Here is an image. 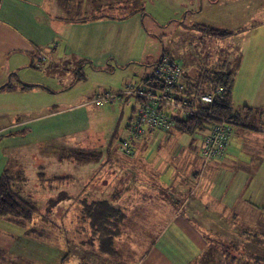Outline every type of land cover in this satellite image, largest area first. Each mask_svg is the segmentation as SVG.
Wrapping results in <instances>:
<instances>
[{"label":"rangeland","instance_id":"374dc122","mask_svg":"<svg viewBox=\"0 0 264 264\" xmlns=\"http://www.w3.org/2000/svg\"><path fill=\"white\" fill-rule=\"evenodd\" d=\"M107 2L110 4L101 12L117 21L107 25V42L102 50L87 57L75 56L56 73L30 68L21 76L26 83L35 84L34 87L12 89L0 96V176L7 167L15 174H24L25 181L17 182L16 186L43 213L30 222L0 215V264H87L94 258L100 243L91 247L90 242H85L89 237L93 240L94 235L89 232L92 229L89 220L85 219L90 207L76 203L75 209L67 208L66 202V206H57L51 215L55 204L50 196L59 197L67 191L65 167L70 153L60 150L53 157L41 159L35 148L51 143L45 141L54 133L69 131L67 144H50L46 148L72 149L75 143L71 140L76 137L79 142L72 152L81 150L79 147L103 152L109 147L115 149L137 106L132 95L118 94L151 76L164 51L179 58L189 54L190 61L186 63L191 70L205 62H219L221 56L236 61L233 111L250 106L255 116L249 119L248 126L264 127V113L262 117L258 115L264 111V0ZM198 25L236 33L225 39L215 38L198 29ZM106 53L111 54L106 56ZM19 56H12L17 57V66L24 62V57L19 59ZM13 82L21 85L17 79ZM107 95L113 98L98 101ZM244 120L246 117L241 125H246ZM241 125H234V129L241 131ZM206 133L207 130L194 135L173 131L169 144L162 141L147 144L142 151L150 161L170 145L174 155L191 152L195 157L191 160L193 166L182 168L175 163L179 158L172 159L175 164L171 168H174L167 174L144 175L148 180L145 189L138 190L129 184L131 191L119 190L124 198L120 210L129 215L130 221L134 219V223L124 219L116 241L118 249L106 255L107 250L100 247L107 260L101 259L99 263L96 259L95 264H264V199L256 198V191H246L250 206L246 197L238 198V204L232 205L231 200L225 205V201L216 197L220 194H214V188L209 190V176L204 183L202 179L195 182L196 187L201 183L199 189L185 178L189 167L195 172L205 167L206 174H211L213 163H205L201 155V141ZM150 137L154 135H147L145 141L150 142ZM235 145L236 142L232 146ZM73 162L82 165L76 159ZM175 169L183 175L185 183H174ZM55 174L60 178L58 185ZM260 187L264 188V175ZM208 192L218 200L209 198L207 206L198 208L199 213L191 212L200 203L198 197ZM91 194L97 198L95 191ZM81 195L80 192L78 196ZM187 196L190 197L186 199ZM96 204L99 210L105 207L98 201ZM139 210L143 212L139 217H131ZM179 211L173 221V215ZM87 247L95 252L94 256L86 251Z\"/></svg>","mask_w":264,"mask_h":264},{"label":"crops","instance_id":"0c3cea01","mask_svg":"<svg viewBox=\"0 0 264 264\" xmlns=\"http://www.w3.org/2000/svg\"><path fill=\"white\" fill-rule=\"evenodd\" d=\"M108 4L110 3L107 0H0V96L12 91V88L6 87L8 83L14 84L13 89H16L15 91L29 89L25 84L30 83H26L21 76V73H25V71L39 69L45 72L51 70L56 73L57 70H60L58 68L65 67L64 65L68 63L69 59L75 56L87 57L98 50H102L107 42L105 32L107 25L117 21L106 16H100L104 14L101 11ZM96 15L99 17H96ZM91 16L95 17L91 18ZM97 44H103V46L100 47ZM15 54L20 55L19 59L24 57V62L18 66L16 65L18 62L17 57L12 58ZM108 54L111 53H106V56ZM47 62H51V64L47 65ZM12 63L14 64L13 67ZM13 79L19 80L21 85L17 84L18 86H16ZM251 125L249 127L241 125V131L234 129L233 135L235 137L232 135L226 158L221 162H212L211 174H206L205 167L197 172L192 171L190 167L193 166L191 160L195 158L193 154L189 151H185L184 154L176 151V156L173 154L175 151L171 149L170 145H168L169 148L162 150L160 155H153L154 161L146 158L145 151L142 150H146L148 143L156 144L157 141H162V143L168 142L167 144H169L173 138L172 133L148 134L149 136L154 135V137L149 138L150 142L145 141L147 135L140 139L133 155L126 156L115 153L109 157L112 160L106 161L107 163L96 161L88 164L81 163L82 165L77 166L73 162L74 159L67 158L68 162L65 167V179L67 178L68 181L66 196H62L61 199L58 196H50L53 197L52 201L55 204L51 215L57 206H66V202V207L73 209L76 203H82L81 205L90 207L94 205L92 203H97V201L99 204L109 201L115 208L121 209L123 206L120 202L124 198L119 190L126 188V190L131 191L132 186H129V184H132L138 190H143L147 185L144 183L148 181L144 175L150 177V173L165 175L170 169L174 168H171V166L175 163L182 166V168L190 166L185 172V178L189 180L191 186H195V182L201 179V183L202 181L204 183L205 177L209 176L211 182L209 190L214 188V194H220L215 196L222 202L225 201V205L227 201L231 200H233L232 205L238 204V198L246 197V191H256V198L264 199V195L261 194L264 188L260 187V179L264 175V127ZM74 128L75 124L72 120V129ZM234 132L236 133L234 134ZM68 136L69 131L54 133L50 140L45 141L51 143L44 142L45 144L43 146L42 143L41 148L36 146L35 149H38L40 158L53 157L60 150L65 154L71 153L75 144L79 142V140L76 141L74 134H72L74 138L71 142L75 144H73L72 149H59L58 146L46 148L50 144L51 146L52 144H67ZM80 136H78L79 139H81ZM233 138L235 139L234 143ZM201 142L202 147L203 138ZM235 142L236 145L232 146ZM24 146L25 148L29 147L28 145ZM79 148L86 149L85 147ZM97 150L102 152L100 160L107 158L105 151ZM177 158H179V161L174 163L172 159L176 160ZM71 160L72 162H70ZM172 174L176 185L178 183L182 184V182L185 183L183 175L176 169L172 171ZM55 175L56 179L54 180L58 185V182H60L59 176L58 174ZM207 180L206 178L205 181L207 182ZM201 183L200 186H195V189L201 188ZM55 191L58 192L59 189L55 187ZM92 191L97 193V198L92 197ZM112 191L115 194L110 195L109 193ZM80 192L82 193L81 197L78 196ZM226 192L229 194H225ZM207 194L198 197L200 203L196 205V208L194 206L191 212L199 213V209L201 210L205 205L207 206L209 198L214 201L218 200L213 195L209 196V192ZM190 196H187L186 199ZM246 198L247 205L250 206L249 199ZM142 213V210L135 211L131 214V217H139ZM149 214L151 213L149 212ZM179 214L180 211L173 215V221ZM184 214L188 217L187 212ZM125 216V219L129 220L127 218L129 215ZM130 222L134 223V219H131Z\"/></svg>","mask_w":264,"mask_h":264},{"label":"trees","instance_id":"16d2710c","mask_svg":"<svg viewBox=\"0 0 264 264\" xmlns=\"http://www.w3.org/2000/svg\"><path fill=\"white\" fill-rule=\"evenodd\" d=\"M111 7H114V5H111ZM100 16H107V15L101 14ZM93 17L95 16H91V18ZM96 17L99 16L96 15ZM73 19L78 20L77 18H73ZM79 19L82 20L83 18H79ZM84 19H88V18H84ZM197 28L204 31L205 33L212 34V36H214L215 38H220V39L228 38L236 33L235 31L229 29L215 28L206 25H198ZM163 56H170L173 59L179 58V57H174L171 54H167V52L165 51L162 57ZM185 56L186 57H182V58L187 62L190 61V59L188 58L189 54ZM228 58L230 59V61L227 64L226 70H224L225 69L224 65H226ZM204 64L207 63L205 62L201 64V66L195 68L196 70L192 69L190 70L189 73L187 72L188 83L192 87H196L201 82L202 88L204 90H210L213 87L222 85L224 87V92L216 98L214 103L202 105L203 113H192L186 118L176 116L175 125L170 133H172L173 131H180L188 135H194L196 132L202 130H207L208 132L213 125L220 122L223 118H229L232 120V122L235 125L238 124L241 125L243 123L244 117H246V121L244 120L246 125L244 126L247 127L248 126L247 123L249 122V119H251L252 116H255L253 114L254 109H252L250 106H245L242 109V111H238V112L233 111L231 100H232V93H233L234 80H235L234 68L236 65V61L232 62V58L227 56L226 57L221 56V60L219 62H216L217 66L212 64L211 65L212 67L205 68ZM25 86L30 88L33 87L34 85L25 84ZM6 87L13 89L14 84L8 83L6 84ZM263 113L264 111L258 112V115L262 117ZM128 123L126 127L128 126ZM116 149L117 147L115 149H112L111 147L107 148L105 150V154H106L105 156H107V158H104L102 160H100L102 152H96L98 151L97 149L76 150L68 154L66 157L69 159H76L79 163H85V164L96 161L107 163L106 161L112 160L109 158L112 154L119 153L120 155H125L122 152H120L118 149L117 150ZM24 178H25L24 174L22 173L15 174L14 172L10 171L9 168H6L2 173L0 177V215L10 216L12 218H18L20 220L30 222L35 217L43 213L40 211L37 204H35V202H33L32 200L25 198L21 193V189L16 186L17 182L25 181ZM62 194L66 196L65 191H63ZM62 196H59V198L61 199ZM49 203L46 207L47 212H48ZM92 204L94 205L90 206L91 212L89 215H86L85 219H88L90 222L92 229L89 232L91 234H94L92 237L93 240L95 239V241L92 242L93 240L88 236L89 238H87L85 242L88 243L90 242L91 247L96 246L97 242H99L100 244H99V248H96V250L98 251H96L95 256H94L95 252L92 251L90 247H87L88 250L86 251L90 255L94 256V258L92 257V260L88 261L87 264H95L96 259L99 260L98 261L99 263H101L100 262L101 259L102 260L104 259L106 261L107 260L106 255H108V252H112V251L115 252L118 249L117 248L118 242L116 241H118V236L121 235L120 227L121 225H123L124 223L123 221L126 218L125 214L120 209H116L112 204L109 203V201L104 202L105 207L104 209L103 207H101L100 210H99V205H97L96 203H92ZM112 212L113 215H111ZM116 215L118 216L114 217ZM110 217H112V219H110ZM118 222H121V224H118ZM84 229L86 230L85 227ZM68 241L71 242L72 240L68 239ZM100 247L101 248L104 247V249L107 250L105 253L106 255L100 253L101 250ZM82 254H85V252Z\"/></svg>","mask_w":264,"mask_h":264},{"label":"built area","instance_id":"2783aa9c","mask_svg":"<svg viewBox=\"0 0 264 264\" xmlns=\"http://www.w3.org/2000/svg\"><path fill=\"white\" fill-rule=\"evenodd\" d=\"M229 61L228 58L224 70ZM186 62L183 58L163 56L151 76L118 94L132 95L137 102L123 136L117 141L120 152L131 156L136 151L137 142L146 135L170 134L176 116L186 118L192 113H203L202 105L214 103L224 92L222 85L204 90L200 82L192 87L187 79V72L191 69ZM211 65L204 64V67ZM213 65L217 66L216 63ZM107 98L113 96L100 97L98 101L102 103ZM234 125L231 119L223 118L203 136L201 155L205 163L221 162L226 158Z\"/></svg>","mask_w":264,"mask_h":264}]
</instances>
